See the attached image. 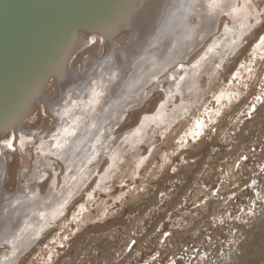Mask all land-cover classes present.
Listing matches in <instances>:
<instances>
[{
  "label": "rangeland",
  "instance_id": "1",
  "mask_svg": "<svg viewBox=\"0 0 264 264\" xmlns=\"http://www.w3.org/2000/svg\"><path fill=\"white\" fill-rule=\"evenodd\" d=\"M223 4L217 7L215 35L168 68L176 70L180 61L193 67L195 94L173 93L163 105L164 115L178 110L149 118L159 114L152 113L164 92L176 90L164 71V92L153 89L114 129L137 133L144 126L131 146L119 139L109 168L107 157L97 166L98 157L108 154L99 151L84 170L94 173L64 211L3 264L16 259L9 264H264V41L254 51L264 34V0H235L237 8L229 9H221ZM226 36L231 48L221 44ZM212 37L218 43L201 56ZM39 107L23 126L53 124ZM120 118L106 121L110 134ZM49 139L39 140L43 148L50 146ZM4 154L9 194L41 178L35 156L31 178L10 191L19 181L23 156ZM26 155L30 159L31 152ZM60 171L54 163L45 179L34 183L35 192L46 194L48 186L41 192L46 178L51 172L58 178ZM0 245V252L9 248Z\"/></svg>",
  "mask_w": 264,
  "mask_h": 264
},
{
  "label": "bare ground",
  "instance_id": "2",
  "mask_svg": "<svg viewBox=\"0 0 264 264\" xmlns=\"http://www.w3.org/2000/svg\"><path fill=\"white\" fill-rule=\"evenodd\" d=\"M234 1L77 0V3L67 8L62 6L54 13L41 15V25L34 30V37L27 33L3 45L11 50L0 59V124L12 123L18 127L16 120L27 111L29 98L43 93L39 87L42 75L49 71L57 74L61 81L63 104L51 106L57 114L55 127L47 134L51 143L48 148H43L39 141L36 157H39L37 167L41 173L52 162L49 156L61 160L65 169L58 188L54 189L51 180L46 194L41 195L35 192L34 184L30 185V182L29 191H25L27 193L19 188L15 197H10L2 187L4 167L0 155V244L4 242L9 245L8 249L0 252V264L14 260L46 224L62 211L65 203L91 175L93 168L84 170L99 151L105 149L113 164L115 154L111 148L114 147L115 138L111 136L106 121L114 122L120 118L112 116H119L129 106L128 100L131 104L141 99L146 92L145 84L168 71L177 59H186L205 37L214 36L217 30L216 15L220 10L217 9L218 5L222 2L221 9L237 8ZM51 11H54L53 8ZM71 11L77 14L72 17ZM193 14L197 17L195 20L192 19ZM81 23L111 36L108 39V51L101 60L95 61L87 56L89 60L81 72L83 76L67 70L74 53L66 66L63 65L67 53L81 44V38L77 39L71 33L72 27ZM122 26L128 29L127 34L122 33V38H116L114 32ZM53 34L48 44L50 48L39 54L40 47L47 44L48 37ZM122 39H125L124 43L120 42ZM218 40L212 37L201 56L208 54ZM222 41V45L231 48V39L226 36ZM263 41L264 34L255 42L254 51ZM117 50L121 60L114 59ZM201 58L199 56L198 60ZM176 66V70L166 74L170 86H175L179 91L188 74L192 77L188 88H194V68L189 69V74L181 61ZM23 69L26 74L19 77V81L17 76ZM8 72L12 73L8 75ZM28 112L21 117V122ZM146 121L143 120L142 126ZM140 131L141 127L137 133L131 131V139L134 140ZM21 132L19 146H23L30 138ZM11 141L12 138L8 137L0 145L3 148L10 146Z\"/></svg>",
  "mask_w": 264,
  "mask_h": 264
},
{
  "label": "flooded vegetation",
  "instance_id": "3",
  "mask_svg": "<svg viewBox=\"0 0 264 264\" xmlns=\"http://www.w3.org/2000/svg\"><path fill=\"white\" fill-rule=\"evenodd\" d=\"M241 10V9H240ZM239 11V10H238ZM237 12V11H236ZM235 12V13H236ZM222 13H227L226 11L222 12ZM93 31V32H92ZM92 31H88V30H85V29H79V32H80V38H81V44L79 45V48L76 50V52L74 53V55L72 56V58L70 59L69 61V64H68V71L72 72V73H76L78 74L79 76H83L82 75V70H84L86 64L88 62L89 59H87L89 56H91V59H95V61H99L101 60L102 57L105 56V54L107 53L108 51V48H109V41L108 39L111 37H108L107 35H104L103 33L100 32V30H96L93 28ZM127 31L128 29L126 27H120L116 32H114V36L117 38L118 36H120L121 38L124 36L123 34H127ZM96 32V33H95ZM123 33V34H122ZM123 35V36H122ZM94 37L92 41H90V37ZM105 37V39H104ZM120 37H118L120 39ZM103 40H102V39ZM118 39V40H119ZM121 43H124L125 42V39H122L120 40ZM105 53V54H104ZM119 51L117 50L116 53L114 54L116 60H121V56L118 55ZM89 55V56H88ZM88 56V57H87ZM80 57V60L78 62H74L73 61L77 58ZM120 57V58H119ZM90 58V57H89ZM98 59V60H97ZM77 67V68H75ZM177 67V66H175ZM75 68V69H74ZM74 69V70H73ZM66 70V71H67ZM188 70V73H189V69ZM71 73V74H72ZM193 73V72H192ZM190 74V73H189ZM50 75V76H49ZM48 75V79H46L44 85H43V88L40 90L41 92L43 91V93H41V96L43 94V97L41 98V96H35L34 100H33V104H32V108L31 110L29 111V113L25 116L24 120H22V122L19 124L18 127H16L15 129L17 130H14L13 128L12 129H7L3 132L0 133V143L2 140H6L8 139V137H10V135L13 133V139L11 141V147L10 146H6L3 148L2 145H0V155L2 156V159H3V175H2V187L4 188V179H5V171H6V168H7V162H6V156L4 154V151H9V152H17L19 153L20 155L23 156V165L22 167L20 168V171H19V178H18V183H17V186L13 189V190H10V191H14L16 188H18L20 185H22L23 183L26 182V179L28 178H31V173H32V170H33V167H34V159H35V156H36V151L38 152V149H37V142L40 140V139H45V138H48L47 137V133L49 130H52L54 127H55V124L57 122V114H55L51 108V106L55 103H62L63 104V98H62V86H61V81L60 79L58 78V76H56L57 74L55 73H51ZM55 75V76H54ZM164 73L159 75L158 77V80L157 81H153L151 82L149 85L146 86V92L144 93L143 97L141 99H139L138 101H136L135 103H133L132 105H130L128 108L125 109V111L121 114H119V116L117 115H113L112 117H121L113 126H112V131H111V136L114 139V151H111L112 153L114 152L115 155H117L116 153V147H117V141L120 139V141H126L127 142V146H131L130 145V142H131V137H130V132H131V129L130 130H127V131H124L120 134H116L114 133V129L117 127V125L123 120L124 117H127L128 115V112L133 109V108H136V107H139L142 105V103L145 101V99L148 97V95L151 93V91L153 89H157V88H160L161 90H163L164 92V88L165 87H162L161 86V83L164 79L163 77ZM194 77V75H193ZM189 77L188 74H186V76L184 77V80H187ZM191 79V78H190ZM167 82H168V79H167ZM195 85V83H194ZM61 88V89H60ZM188 88V87H187ZM185 89V92H183V90L181 91V89L178 91V90H173L172 92H169V95L166 94L165 96V92H164V100L162 102L159 103V105L155 108V111L152 113L154 114L156 112V110H158L159 114H157L155 117H169L171 113H174L175 111L178 110V107L179 104H176L175 107H177L176 109H173L172 111H169L168 112V115H164V111H163V105L165 102H168L171 100L172 96H173V93H178L180 95H182V98L184 96H186L188 93H190V95H194L195 94V86L194 88H188V89ZM181 91V92H180ZM188 92V93H187ZM39 93V95H40ZM44 94L46 95V98L44 97ZM83 96H85L83 94ZM45 98V100L43 99ZM60 98V100H59ZM47 99V101H46ZM57 99V100H56ZM53 100V101H52ZM56 100V101H55ZM59 101V102H58ZM39 104L41 105V108L39 107V112L46 116V117H50L52 120H53V124H51L50 126L47 125L45 126L44 129H42V124H38L36 127H25L23 126V124L25 123L26 120H28L30 117H34V115L36 114L35 113V109H36V104ZM128 103H130V101L128 100ZM173 107V108H175ZM152 114H143L141 115L140 117H143L144 115H152ZM157 119H160V118H157ZM146 124V123H145ZM144 124V125H145ZM144 126L142 127L141 131L143 130ZM21 129V130H20ZM19 130V131H18ZM16 131V132H15ZM20 131H23L21 133H25L24 135L26 136H29V140L26 142L25 145L23 146H19V143H18V140H19V136H20ZM25 131V132H24ZM140 131V133H141ZM4 133H6L7 135L6 136H1L3 135ZM115 136V137H114ZM123 136V137H122ZM129 136V137H128ZM126 137V138H125ZM128 138V139H127ZM51 140V139H49ZM129 143V144H128ZM2 146V147H1ZM29 147V149H28ZM54 147V146H53ZM30 151L31 152V157L30 159L27 158V155H26V152L27 151ZM100 155V154H99ZM103 157H107L108 161L110 160L109 159V155L108 154H101L98 159H97V166L98 164L100 163L101 159ZM49 160H51L52 162H49L50 165L45 167L43 170H44V174L41 173V171H39V168H38V171L39 173H41L40 175V179H36V182H32L30 185H33L34 183H39V181L45 179V176H46V170L47 169H50L52 170L53 169V164L54 163H57L60 167H61V171H60V175L58 176V178L55 176V173L54 172H51V175L46 178V187L44 189V191H41V192H45L47 186H48V183H49V180H53L54 182V188L58 187L60 184H59V181H60V177L62 175V163L60 160L58 159H54L52 158L51 156L48 157ZM1 159V158H0ZM39 157H36V165L38 164V160ZM116 159V158H115ZM115 159L113 160V164L109 162H107V167L109 168L110 166L114 165L115 164ZM96 166V167H97ZM65 169V167H64ZM96 169V168H95ZM95 171V170H94ZM94 171L92 172V174L94 173ZM91 174V175H92ZM43 175V176H42ZM91 177V176H90ZM90 177L88 178V180L90 179ZM87 180V181H88ZM86 181V182H87ZM85 182V183H86ZM84 183V184H85ZM30 185L22 188L23 191H29V187ZM84 186V185H83ZM82 186V187H83ZM38 187V186H37ZM81 187V188H82ZM21 188V187H19ZM19 188L17 189V191L13 194H9L8 196H14L15 197V194H17ZM26 188V190H25ZM81 188L75 192L74 195L71 196V198L68 200V202L78 194V192L81 190ZM5 189V188H4ZM39 189V188H38ZM7 191V190H6ZM9 191V190H8ZM9 191V192H10ZM40 191V190H39ZM65 203L62 211H60L53 219H51L47 224L49 225L52 221H54L63 211H64V208L65 206L67 205V203ZM45 226V227H46ZM44 230V229H43ZM4 247L3 245H0V250H2ZM17 260V259H16ZM15 260V261H16ZM15 261H10L9 263H13ZM7 263V264H9Z\"/></svg>",
  "mask_w": 264,
  "mask_h": 264
},
{
  "label": "water",
  "instance_id": "4",
  "mask_svg": "<svg viewBox=\"0 0 264 264\" xmlns=\"http://www.w3.org/2000/svg\"><path fill=\"white\" fill-rule=\"evenodd\" d=\"M75 3H77V0H0V59L3 58V56L9 54L11 50L3 45L9 44L19 37L22 38L24 37L23 35L27 33L32 34L34 37V30H36V28L41 25V15H46L47 13L51 12L54 13L55 11L60 10L62 6L63 8H67ZM52 8L54 11H51ZM76 14L77 13H73V11L70 12V15L72 17H74ZM79 29H85L88 31L93 30V28L89 27L86 23H81L73 26L71 29V33L74 34L77 39L80 38ZM53 37L54 34L48 37L47 44L40 47L39 54L50 48V46L48 47V44ZM78 48L76 47L74 49H71L67 53L63 62L64 66H66L69 57L73 53H75ZM11 73L12 72H8V75ZM51 73L53 72L49 71L42 75L39 81L40 90L42 89V85L43 83H45L48 75ZM25 74L26 71L23 69L20 72V75L17 76V79L21 81V78L19 77H21L22 75L25 76ZM189 82L191 83L190 78L184 80V85L180 87L183 92H185V89L188 87L187 84H189ZM34 98L35 97L32 96L29 98L26 109L27 111L31 110ZM25 114L22 113V116L20 115V118H17V124L21 123V119ZM12 128H16L12 123L0 124V133Z\"/></svg>",
  "mask_w": 264,
  "mask_h": 264
}]
</instances>
